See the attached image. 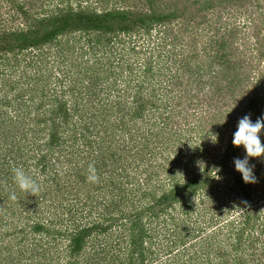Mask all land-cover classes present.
I'll return each mask as SVG.
<instances>
[{"label":"trees","instance_id":"trees-1","mask_svg":"<svg viewBox=\"0 0 264 264\" xmlns=\"http://www.w3.org/2000/svg\"><path fill=\"white\" fill-rule=\"evenodd\" d=\"M43 2L44 0L16 2L14 12L20 18V26L0 27V106L7 108V111H0V142L8 145L6 155L0 154V194L5 197L8 196V198H3V200H8L14 193V187L15 193L19 192L13 179L12 167L17 165L18 159L20 161L26 156L22 145L26 142H28L27 145L32 144L35 149L37 148L32 158L34 166L40 173L44 174V182L47 184L45 185L46 188L43 189L45 190L44 194L38 195V198L46 199V197L52 196L50 193L53 190L50 189V183H48L51 182L55 185V189L63 192V197H66L63 198V201L67 199L66 195L70 191L75 195L76 201L69 204V208H66L69 216L74 215V213L70 214L71 209L78 211L82 208L85 209L84 213L87 216L84 218L85 222L77 223L71 229L65 230L59 227L55 229L56 226L53 225L51 227L46 226L42 221H36L30 225L33 233L46 234L52 237L51 241H56L60 235L66 239L65 248L69 252V259L65 264H99L101 259L99 255L104 253V257L110 251H117V255L124 254L126 259L120 260L119 258L118 260L117 255L113 254L112 257L114 258L108 262L104 260L105 264H143L147 257L153 254L151 251L145 250L144 247L146 241L151 242L152 239L148 233L150 227L154 224L157 225L153 231L155 232L156 228L160 229L166 234L165 237L175 233V228L184 222L183 217L179 218L172 213L176 204L185 206L188 198L194 196L197 190L208 187L211 182V173L213 175L217 173L215 168H219L220 171H229V175H232L230 176V188L227 194L234 195L235 192H240L246 197V205L251 202V195L249 198L248 191L250 186L243 181L240 172L235 168L229 169V162L234 165V158H236L238 149V146H234L232 143L233 134L237 127L230 132L224 153L219 156V159L215 155L214 158L212 156L210 160L203 163L201 174H199L200 172L196 173L199 175L187 178L185 182L175 180V176H172V185L168 189H163L161 184L162 188L158 190L160 180L157 175L154 176V170L149 167L148 161L152 159L151 151L158 146L159 142L151 141L150 138H160V141L170 140L171 142L174 140L172 134H168L165 140L164 133L167 123L174 120V108L176 106L167 107V104H163V107L157 106L154 102V96L150 93H144L147 87L143 85L148 83L149 87L150 81L156 77L160 70V66L158 71L156 70L160 60L155 66L156 63L153 64L154 61L151 59L152 53L155 54L156 47L147 48L144 51L147 58L139 67L141 73L144 74L142 81L136 74L131 73L132 71H129L128 80L124 79L127 83L124 86V91H129L131 88H136L139 91L133 92L130 104H125V100H118L114 103L116 116L114 115L115 117L111 121L107 120L110 118L109 115L106 117V112H103L102 122L105 121V124L99 121L98 123L85 120L81 115L79 118L82 120L78 119L79 126L75 123V125H71L72 128H69L73 118L71 111L64 101L55 96L53 97L54 103L52 102L50 107H44V102H37L35 106L39 113L34 111L32 107L24 108V106L27 100L31 99L33 102L36 97L34 95L38 92L45 96L46 92L51 91L48 88L50 79L43 76L44 70L40 65L46 64L52 57L66 61L65 58L69 55L63 54L64 46L67 50H73L74 45L71 44V41L76 42L74 38L77 36H79V40L84 39L86 44L93 42L92 35L94 34L101 38L104 36L106 46L112 48L114 44L111 43L116 41L120 34H127L128 37H135V35L150 36L153 29H157V33L164 36V40L172 36L169 45L172 43L174 45L177 43L175 39L181 40L183 33L188 31L192 25L198 27V30L206 22L205 12L215 10L216 7L226 10L233 7L240 12L246 8L243 12L250 11V22H252L256 16L254 7L264 9V0L262 2L260 0H134L131 7L122 6L125 3L123 0H58V4H55V7L49 11L44 9ZM46 3L49 4L50 0H46ZM117 3L121 6H116ZM161 6L167 7V9H162ZM200 12L202 13L201 18L195 19V15ZM263 18L264 16H262ZM180 21L185 24L178 30V34H174L172 26ZM262 21L264 23V20ZM250 24L252 32H255L258 25ZM160 27L163 29L161 30ZM260 29L258 28L257 35L262 31ZM230 32L233 35L236 33L234 29ZM190 34L191 42L190 40L188 42L192 49V44L197 42L198 34L197 32L195 35ZM216 35H220L219 28L203 43L202 51L206 52L210 60L207 63L202 60L197 68V73H200L203 64H208L210 68L215 64L218 70H215L216 73L213 72V77L216 81H227L228 85L222 84L215 87L217 93H211V103H215L214 99L217 97L221 103L230 99L233 101L230 112L234 114L240 111L242 117L253 115L255 120L252 122L254 123L262 117L261 114L264 112V46H261L263 48L258 54V61H261L263 66L259 70L260 75L255 73L250 80L255 81V86L252 88L249 97L246 93L247 86L243 83L247 76H242L243 71L238 76V69L244 64L242 65V61L233 62L228 57V47L232 43L228 39L229 34L221 33L219 38H216ZM259 40L261 43L264 42V31ZM123 47L125 46L123 45ZM261 47L256 43L254 49L257 50ZM127 49L134 55L143 53V49L137 50L136 44L128 46ZM194 49H192V55L189 56V59L196 60L198 58ZM29 51H35L30 53L34 55L27 56L30 54L25 53ZM53 51L55 54H52ZM168 51H163L162 56V50L158 51V55L164 58V64L169 60L173 64L177 63L178 58L173 56L174 52L166 53ZM180 53H183L182 49ZM38 58L40 61H37ZM21 61L25 63L26 69L29 66L32 69L36 67L34 69L35 76L31 75L33 82L29 80L24 90L17 85L21 82V77H17L14 82V80L6 79L5 73L7 65L11 67L18 65L17 67H19ZM32 61L34 63H31ZM181 63L192 75L189 68L191 66L190 61ZM25 73L27 72L25 71ZM260 80L262 81L261 85H257ZM96 81L91 85L92 89L90 88L88 93L90 97L96 96L98 91H94L96 90L95 87L101 83L100 81L103 83L105 79L98 78L95 85ZM178 81H181V78ZM122 83H124L123 80L119 82V84ZM240 84L241 86H239ZM112 85L116 86V78ZM25 90L31 92L28 98H25L26 92H28ZM239 92H241L240 96L246 93L248 98L238 99L239 96L236 94ZM62 96L64 97L65 94ZM128 96L130 95L125 97ZM43 107L44 109H42ZM159 109L162 111L159 112ZM149 113L157 117L154 122H151L147 117ZM7 116V120L3 121V117ZM231 121L232 119H230ZM144 124L145 126H142ZM98 127L101 130L97 129ZM97 133L102 134V137L92 139L96 137ZM115 137H117L116 143L119 141V151H110L111 145L107 148L103 147V144L106 142L110 144ZM78 140H81L80 144L86 149L81 152L69 150L70 145ZM5 148L7 149L6 146ZM199 152V149L192 150V160L195 157L198 161ZM76 154L83 155L78 161L86 159L83 164L85 168L74 166V174L65 172L64 176L68 177L61 181L58 178L61 175L60 172L58 174L55 170L56 163L60 165L59 167L65 163L69 166L68 170L70 171L71 166L75 164ZM138 154L144 157L141 156L137 160L141 162L140 164L136 161L137 164L134 165L135 157ZM26 159H28L27 156ZM89 164H94L96 168L99 176L97 183L89 182L87 178ZM130 165L137 168L140 165L144 166L142 170L146 172L144 174L145 179L141 182L136 180L138 178H135V174L139 172L136 171L135 174H131ZM73 175L74 181H71L70 178ZM113 176L120 180H115ZM128 185L133 188L129 189ZM129 194H134V197L128 199ZM26 197L27 195H25ZM36 199L34 201L38 202ZM254 209L253 211L245 209L241 218L228 219L223 225L225 229L219 232L221 238H224H216L219 240L215 248L210 241L203 245L205 249H212L214 257L219 259L215 264H264V214L261 216L259 207L256 206ZM180 213L181 215L187 213L186 207ZM80 221L82 222V220ZM171 224H173V228L170 226ZM209 239L213 240V236ZM87 245L96 246L94 254L86 255ZM95 257L96 261L94 260ZM211 263L213 264L212 259Z\"/></svg>","mask_w":264,"mask_h":264},{"label":"rangeland","instance_id":"rangeland-1","mask_svg":"<svg viewBox=\"0 0 264 264\" xmlns=\"http://www.w3.org/2000/svg\"><path fill=\"white\" fill-rule=\"evenodd\" d=\"M16 2H23V0H0V27L20 26V18H18L14 12ZM123 2L125 3H123L122 6L131 7L134 0H123ZM260 2H262V0H260ZM43 3L45 5L44 9L49 11L51 8L55 7V4H58V0H50L49 4L44 0ZM116 6H121V4L117 3ZM161 8L167 9V7L164 6H161ZM254 9L256 11V16L253 18V21L250 22V11L243 12L246 8L240 12L233 7L227 10L216 7L215 10L205 12L206 22H204L198 30V27L196 28L192 25L188 31L183 33L181 37L183 40L175 39L177 43L174 45L173 43L169 45L172 36L164 40V36L161 35V33L158 34L157 29H153L150 36L140 37L135 35V37H128L127 34H120L117 36L116 41L111 43L114 44L112 48H109L108 45L106 46V42L103 38L104 36L101 38L99 35L94 34L92 35L93 42L88 44L85 43L84 39L79 40V36H77L74 38L76 42L71 41V44L74 45L73 50H67L66 46H64V50L62 51L63 54L69 55L65 58L66 61H61V58L52 57L49 62L40 65L44 70L42 72L43 76L50 79L48 88H50L51 91L46 92L45 96H42L41 92H38L34 95L36 97L33 102L31 99L27 100L24 108L32 107L34 111L39 113V110L35 106L37 102H44V107H50L52 102L54 103L53 97L55 96L64 101L71 111L73 118L69 128H72L71 125H75V123L79 126L78 119H80L79 116L81 115L85 120H91L92 122L99 121L101 123L103 121L102 117L104 116L103 112H106V117H108L107 115L110 117L107 118V120L111 121L116 116V110L113 107L114 103L118 100H125V104H130L133 92L139 91L138 89L136 90V88L124 91V86L127 84L126 80H128L130 76L129 71L136 74L139 80L142 81V76L144 74L141 73L139 67H141L140 65L143 64L147 58L145 57L146 54H144V51H146L147 48L151 49L156 47L154 51L155 54L152 53L151 59L154 61L153 64L156 63L155 66L160 60L159 65L156 67L158 71V67L160 66V70L156 74V77H153L150 81L149 87L148 83L143 85L147 87L144 93L152 94L157 106L163 107V104H167V107L176 106V108H174V120H170L167 123L164 133L165 140L168 134H172L174 140L171 142L170 140L160 141V138H150L151 141L156 140L159 143L152 151L150 150L152 159L148 161V165L153 168L154 176L157 175V178L160 180L158 190L162 188L161 184L164 187L163 189H168L172 185V176H175V180L185 182L187 178H192L195 175L201 174L203 163L210 160L212 156L214 158L216 155V158L219 159V156L226 150L225 145L230 132L237 127L238 120L242 118L240 111L234 114L230 112L233 104V101L230 99L221 103V101H218L219 98L217 97L214 99L215 103H211V93H217L215 87L221 86L222 84L228 85V82L215 80L213 72L216 73L215 70H218L215 64L212 65L211 68L208 67V64H203L200 73H197V68L202 63V60L206 63L210 60L206 52L202 51V45L216 32L217 28L220 29V35L221 33L229 34L228 39L232 43H230L228 47V57L233 62L242 61V65L244 64V66L239 67L238 76H240L242 71V76H247V79L243 81V83L246 84L245 86H247L248 89L246 93L250 97L251 90L255 86V81L250 80L255 73L256 75H260L259 70L263 65L261 61H258V54L263 48L261 46H264V42L261 43L259 40L264 31V23L262 21L264 20V18L262 19V16H264V9L260 7H254ZM201 14V12L197 13L195 19L199 20ZM250 23H255L258 25V28H261L260 31H262H259V35L256 34L258 28L255 32H252ZM183 24L185 23L180 21L175 23V26H172L174 34H178V30ZM160 29L162 30L163 27H160ZM233 29L236 32L234 35L230 32ZM196 32L198 34L196 37L197 42L192 44V49L195 48L194 50L198 54V58L195 60L192 58L189 59V56L192 55V49L188 41L190 40L191 42L190 33L195 35ZM220 35H216L215 37L219 38ZM256 43L260 45V49H254ZM133 44H136L138 51L143 49L141 55H134L128 51V46L130 47V45ZM123 45L125 47H123ZM181 49L183 53H180ZM159 50H162L161 56L163 51L169 50L166 53L170 54L173 51V56L178 58V62L173 64V62L171 63L169 60L164 64V58L158 55ZM34 52L35 51H29L25 54ZM54 52L55 51H53L52 54H55ZM33 55L30 54L27 56ZM188 60L191 64L189 68L192 75L181 63ZM34 61L31 63H34ZM37 61H40V58H38ZM17 66L11 67L7 65L5 67L6 79H11L15 82L17 77H21V82L17 83V85L24 90L29 80L33 82L31 75L35 76L34 69H36V67L34 66L35 68L32 69V67L29 66L26 69L24 62H22L19 67ZM25 71L27 73H25ZM14 75H16V77H14ZM9 76L11 78H8ZM97 76L98 78H104L105 81L103 83L100 81L102 84L100 83L95 87L96 90L94 91H98L96 96L90 97L88 93L92 89L91 85L96 81ZM178 76L181 78V81H178V79H180ZM198 77H200V79H198ZM98 78L95 85L98 82ZM115 78L116 86H113L112 84ZM125 78L126 80H124ZM122 80L124 83L119 84ZM236 81H238V79H236ZM261 83L262 81L260 80L257 85H261ZM241 84L239 86H241ZM131 86H133V84H131ZM25 91H28L25 95V98H28L31 92L29 90ZM246 93H244L243 96H240L241 92L236 95L239 96L238 99L248 98ZM63 94H65L64 97L62 96ZM127 95L130 96L125 97ZM224 103L226 105H223ZM44 107L42 109H44ZM106 107L108 111L105 110ZM159 110V112L162 111V109ZM0 111H7V108L5 106H0ZM261 116H264V112ZM147 117L151 122L157 119L156 116H152L150 113ZM7 118L8 116L3 117V121H6ZM82 118L80 120H82ZM230 119H232L231 122ZM250 119L252 121L255 120L253 115H250ZM105 123V121L102 122V124ZM98 126H100V124H98ZM142 126H145V124ZM97 129H100V127ZM100 133H97L95 135L96 137L92 139L101 138L102 134ZM222 135L224 136L221 138ZM259 135L262 144H264V131ZM116 140L117 137H115L110 144L107 142L103 144V147L107 148L111 145V147H109L110 151H119V141L116 143ZM80 141L81 140H78L74 142V144L71 143L72 145H70L69 150L73 149L77 152L85 150L86 148H83ZM0 143H3V145H0V154L6 155L8 145L4 142ZM27 143L28 142L24 143L22 147L28 159H26V156L21 158L20 161L18 159L16 166H22L28 174L32 175L38 182H41V190L36 195L25 194L15 183L19 189L18 193H15V187L13 189V194L16 197L15 199H12L11 195L8 200H3V198H8V196L5 197L0 194V264H65L67 259H69V252L66 251L65 248L67 245L66 239L60 235L56 241H51L52 237L46 234L33 233L30 225L36 221H42L46 226H56L55 229H57V227L62 230L71 229L75 224L85 222L84 218H87L84 213L85 209L82 208V211H74L71 209L72 211L70 214L74 213V215L69 216L66 208H69V204H73L76 201L75 195L70 191L72 189H70V193L66 195L67 199L63 201V198H66L63 197V192H59L57 188L55 189V185L51 182L48 183H50V189L53 190V192L50 193L52 196L48 195L49 197H46V199L38 198V195L44 194L45 190L43 189L44 187L46 188L45 185L47 184L44 182V174L40 173L33 163L34 160L32 158L37 148L35 149L32 144L29 143L27 145ZM237 148L235 157L243 159L246 155L244 147L241 145ZM193 149H199L200 151L197 156L198 161H196L195 157H193L192 160ZM141 156L142 155L138 154L135 157V163H133V161L132 163L134 165L137 163L140 164L141 162L137 160H139ZM75 157V164L71 166L72 169H70V171L68 170L69 166L65 163H63L61 167L56 163L55 170L58 174L60 172L62 175L58 176L61 181L68 177L64 176L67 172L69 174H74V166H82L83 169L85 168L83 164L86 159L84 158L78 161L83 155L76 154ZM143 157L144 156H142V158ZM249 164L254 165L253 173L256 182L247 183V185L250 186L248 188L249 198L251 195V202L248 205H246L247 200L242 193L235 192L234 195L227 194L230 188V176H232L231 174L229 175V171H220L219 168H215V171H217V169L219 171H217L215 175L211 173V182L208 187L197 190L194 196L188 198L185 206L179 203L176 204V208L172 213L176 214L175 216H179V218L183 217L184 222L175 228V233L173 232L167 235L168 237H165L166 234L160 231V229L156 228V231H153L157 225L155 226L154 224L150 227L148 233H150L152 239L151 242L146 241L147 243L144 244V247L145 250H149L153 254L149 255L143 264H212L211 259L213 260V264H215L219 261L217 257H214L213 250H209V248L205 249L203 245L210 241L215 248L219 240H216V238H224H221L219 232L225 229L223 225L226 221L228 219L241 218L243 215L242 212H245V209L253 211L257 206L260 209L261 216L264 214V157H250ZM134 165H130L129 169L132 172L131 174H135V172L138 171L139 173L135 174V178H138L136 180L141 182L145 179L144 174H146V172L142 170L144 166L140 165L137 168ZM232 168H235V165L229 162V169ZM215 176H219L220 178L217 179ZM113 177H115V180H120L116 179V176ZM70 180L74 181V175ZM71 181L70 184L72 185ZM128 188L131 189L133 187L128 185ZM64 194L66 193L64 192ZM25 195H27L26 198ZM133 197L134 194H129L128 199ZM34 199L38 200V202L34 201ZM185 207L187 213L181 215L182 212L180 213V211ZM80 220H82V222ZM174 225L176 226V224ZM170 226L173 228V224ZM212 236L213 240L209 239ZM108 238L110 237L108 236ZM97 239L99 240V238ZM95 248L96 246L87 245L86 255L94 254ZM116 253L117 251H110L104 257V253L100 254L99 256H101V259L99 264H105V261L108 262L114 258L112 255H117ZM117 257L118 260L119 258L120 260L126 259L124 254H118ZM94 260L96 261V257Z\"/></svg>","mask_w":264,"mask_h":264},{"label":"clouds","instance_id":"clouds-1","mask_svg":"<svg viewBox=\"0 0 264 264\" xmlns=\"http://www.w3.org/2000/svg\"><path fill=\"white\" fill-rule=\"evenodd\" d=\"M262 131H264V116L258 118L253 123L250 116L245 115L238 120L237 130L233 134V145H242L246 152L243 159L234 158L235 169L241 173L245 183L256 182L253 173L254 165L249 164V158L264 157V144H262L259 135ZM217 171L219 170L217 169ZM12 172L15 183L25 194L36 195L40 192L41 184L32 175L28 174L22 166H13ZM88 173L89 175L87 178L90 182H99V176L94 164H89ZM215 178L219 179L220 177L215 176ZM15 198L13 194L12 199Z\"/></svg>","mask_w":264,"mask_h":264}]
</instances>
